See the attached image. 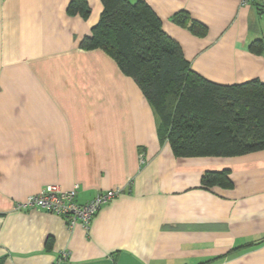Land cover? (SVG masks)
<instances>
[{
  "label": "crops",
  "instance_id": "obj_1",
  "mask_svg": "<svg viewBox=\"0 0 264 264\" xmlns=\"http://www.w3.org/2000/svg\"><path fill=\"white\" fill-rule=\"evenodd\" d=\"M70 1L0 0V264H264V150L175 157L135 81L81 48L101 0H85L86 18ZM130 1L149 6L199 76L264 83L258 4ZM48 185L77 186V203L121 192L84 230L15 208Z\"/></svg>",
  "mask_w": 264,
  "mask_h": 264
},
{
  "label": "trees",
  "instance_id": "obj_2",
  "mask_svg": "<svg viewBox=\"0 0 264 264\" xmlns=\"http://www.w3.org/2000/svg\"><path fill=\"white\" fill-rule=\"evenodd\" d=\"M101 3L99 20L81 48L102 50L135 81L157 117L159 139L168 142L175 157L264 150L263 82H210L191 70L180 47L161 30L159 19L144 2ZM67 11L83 18L89 14L85 0H71ZM175 19L184 24L186 17ZM192 27L198 28L195 23Z\"/></svg>",
  "mask_w": 264,
  "mask_h": 264
},
{
  "label": "built area",
  "instance_id": "obj_3",
  "mask_svg": "<svg viewBox=\"0 0 264 264\" xmlns=\"http://www.w3.org/2000/svg\"><path fill=\"white\" fill-rule=\"evenodd\" d=\"M243 2L256 3L264 10V0H243ZM120 192V190H110L98 193L85 203H77L75 200L77 186L65 191L58 185H48L39 193L28 196L26 200L18 203L15 208L18 210H43L65 218L69 228H73L78 224L84 230H87L97 212L118 196Z\"/></svg>",
  "mask_w": 264,
  "mask_h": 264
}]
</instances>
